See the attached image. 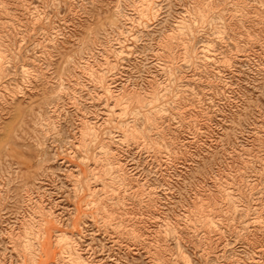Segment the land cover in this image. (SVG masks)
Returning a JSON list of instances; mask_svg holds the SVG:
<instances>
[{"label": "rangeland", "instance_id": "rangeland-1", "mask_svg": "<svg viewBox=\"0 0 264 264\" xmlns=\"http://www.w3.org/2000/svg\"><path fill=\"white\" fill-rule=\"evenodd\" d=\"M0 264H264V0H0Z\"/></svg>", "mask_w": 264, "mask_h": 264}]
</instances>
